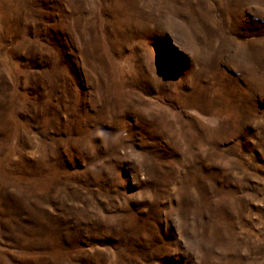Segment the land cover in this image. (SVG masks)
<instances>
[{"label": "rangeland", "instance_id": "1", "mask_svg": "<svg viewBox=\"0 0 264 264\" xmlns=\"http://www.w3.org/2000/svg\"><path fill=\"white\" fill-rule=\"evenodd\" d=\"M0 264H264V0H0Z\"/></svg>", "mask_w": 264, "mask_h": 264}]
</instances>
